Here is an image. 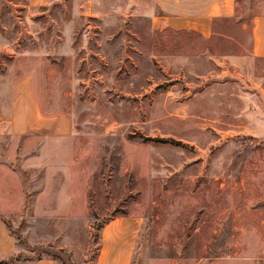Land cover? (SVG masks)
<instances>
[{
  "label": "rangeland",
  "instance_id": "rangeland-1",
  "mask_svg": "<svg viewBox=\"0 0 264 264\" xmlns=\"http://www.w3.org/2000/svg\"><path fill=\"white\" fill-rule=\"evenodd\" d=\"M153 8L0 0V167L24 191L0 216L20 259L62 249L66 264H89L102 247V264H264V57L250 52L264 0H235L208 37L165 27ZM31 119L60 133L73 124V163L39 157L79 176L82 201L66 219L31 209L45 168L22 158L48 132H23ZM11 125L22 134L11 138ZM55 175L53 185L72 181ZM115 216L126 217L122 237L102 239Z\"/></svg>",
  "mask_w": 264,
  "mask_h": 264
},
{
  "label": "crops",
  "instance_id": "crops-1",
  "mask_svg": "<svg viewBox=\"0 0 264 264\" xmlns=\"http://www.w3.org/2000/svg\"><path fill=\"white\" fill-rule=\"evenodd\" d=\"M235 0H154V8L152 18L160 20L162 24L172 30H191L203 37H208L212 33L214 21L216 19H226L233 16ZM251 49L250 52L255 57H264V12L256 14L252 21L251 30ZM48 119H51L48 118ZM48 129L47 134H34L35 142L33 154L30 157L22 158V168L24 169H38L45 168L43 182L36 190L28 192L31 194V209L34 215H38L42 219L50 217V214L56 211H61L62 214L55 215V219H66L70 212L69 209L75 210V207L80 206L82 198V189L80 188L78 175L69 172L61 174V164L54 165L56 171L53 172V165L49 162L40 164L39 157H60L63 161L73 163L75 155L73 147L70 148L71 140L69 133L73 129V124L68 122L65 129L69 132H59L54 119L50 121H39L31 119L30 122L22 129L27 133L28 130L44 126ZM12 127V125H11ZM40 128V127H39ZM12 137H18L22 132L17 131L13 126L11 128ZM14 130V131H13ZM30 133H32L30 131ZM66 135V136H65ZM69 135V136H68ZM66 149L61 155L60 149ZM71 149V151H70ZM68 152V154H66ZM59 179L71 178L72 181H67L65 184L53 185L51 176ZM24 202V191L21 185L19 176L11 170H5L0 167V215L6 216L11 211L19 210ZM83 204L84 200H83ZM79 208V207H78ZM72 216L74 213H71ZM126 217L115 216L113 219L105 223L100 229V235L105 234L112 238L120 239L122 236V228L120 225L125 222ZM140 224V218L136 221V232ZM136 235V234H135ZM60 248H63L60 246ZM18 252V246L14 237L8 232L4 220L0 216V259ZM104 249L101 247L96 264L103 263ZM112 255V254H111ZM13 264H58L56 260L50 258H42L40 260ZM126 264V261L124 262Z\"/></svg>",
  "mask_w": 264,
  "mask_h": 264
},
{
  "label": "trees",
  "instance_id": "trees-1",
  "mask_svg": "<svg viewBox=\"0 0 264 264\" xmlns=\"http://www.w3.org/2000/svg\"><path fill=\"white\" fill-rule=\"evenodd\" d=\"M44 252L50 259L60 260L63 264H66L68 262V255L66 253H64L62 251V249H58L57 252L56 251L55 252L44 251ZM96 255H97V252L94 254L93 260L89 264H94V259L96 258ZM40 259H42V258L40 257V258H35V259H20L17 256V254H13V255H9V256H7V257H5L3 259H0V264H13V263L31 262V261H36V260H40Z\"/></svg>",
  "mask_w": 264,
  "mask_h": 264
}]
</instances>
